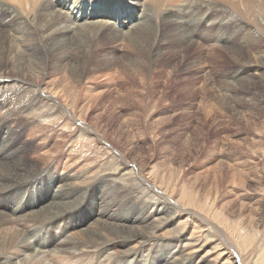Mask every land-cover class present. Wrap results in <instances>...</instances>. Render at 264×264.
Returning <instances> with one entry per match:
<instances>
[{"label": "bare ground", "instance_id": "1", "mask_svg": "<svg viewBox=\"0 0 264 264\" xmlns=\"http://www.w3.org/2000/svg\"><path fill=\"white\" fill-rule=\"evenodd\" d=\"M260 34L264 0H0V264H242L256 234L232 237L229 209L204 211L172 160L174 148L161 147L159 156L144 150L155 144L160 114L127 116L111 91L121 83L89 79L107 78L101 68L121 53L98 54L102 37L138 51L119 73L146 74L148 60L194 44L203 76L218 49L248 58L227 80L228 96L231 82L240 86L264 71V52L253 48L264 44ZM169 39L175 42L166 45ZM67 145L73 157L67 148L63 154ZM221 151L224 165L231 155ZM175 211L195 221L196 232L187 236ZM248 264H264V245Z\"/></svg>", "mask_w": 264, "mask_h": 264}, {"label": "rangeland", "instance_id": "2", "mask_svg": "<svg viewBox=\"0 0 264 264\" xmlns=\"http://www.w3.org/2000/svg\"><path fill=\"white\" fill-rule=\"evenodd\" d=\"M260 35L264 37V34ZM241 36L255 37L257 34H237V37ZM105 39L104 37L100 39V47L97 49L98 54L100 53L101 55V52H105L106 50H117V48L121 49V53L119 52L113 66H106V69L101 68L100 71H103L102 73H106V76L109 75L105 78L106 80L104 79L105 76L100 77V79L90 78V83H98L100 85L105 83L103 85H106L107 82H110L115 85L118 84V86L119 83H121L119 86L121 89L119 88L118 91H111L112 94L119 99L117 106L120 107L119 109L123 110L124 113L128 112L127 116H131L132 114V117L139 119L140 116L150 112L151 108L154 109L156 113L160 114L164 123L159 131H154L152 134V138L155 140L153 144H155L151 146L150 149L144 146V150H152L156 156H159L161 147L171 146L174 148L175 155L172 160L176 167L180 168L182 165L183 172L181 174L183 175V181L188 185L189 190L191 189V191H194L195 197L198 195L200 199L203 200L202 204H206L204 205L205 210H203L206 212V209H208L210 205L219 210L226 208L225 210L227 211L229 209L227 212L230 213L229 219L231 220V224L234 225L233 230H235L234 232H232V230L229 231L232 237H235V232L244 233L247 229L250 235L256 234L250 241V245L246 252L241 257L242 264L250 263L252 258L257 255L258 251L261 250L264 245V71L261 70L260 74L255 75L253 80L245 82L242 85L240 84V86H233L234 83L231 82L232 84H230V87L232 86L234 90H229L226 93L228 96H222L228 87L226 86L227 80H231L230 77L238 70L243 62H247L248 58L246 56L244 59L242 58L241 61L240 56H234L218 49L215 55H213V59L210 58L213 63L210 65V63L207 62V65H210L208 75L203 76L199 72V68L204 64L202 63V65L201 61L198 62L195 58L200 48L194 44H188L182 50L171 47L154 58V60H148V68L151 70H146V74L136 72V70H129L128 73H119L120 69V71H122V63L123 60L125 61V57L130 56L135 58L138 51L127 43L125 44L123 40L114 42V40ZM172 41L175 42L174 39H169L164 43L169 45L173 43ZM163 44L161 45L165 46V44ZM253 48L257 54H259L258 52H264V44L262 43L254 44ZM141 54L145 57L147 53L143 51ZM91 71L92 70H88L89 73ZM114 71H116V74ZM91 74L92 72L90 75ZM123 75L125 76L121 77ZM112 78H114V80ZM122 78L125 79L124 82ZM102 90L106 96L109 93L111 94L110 90L105 87ZM129 90L131 91L130 93L128 92ZM118 93L119 95H117ZM220 94L221 98L225 100L226 106L227 104H231L232 106L234 104L235 106L232 107L229 105L230 107H225V105L222 104V99L219 97ZM131 99H133V102ZM220 99L221 101H219V103L217 100ZM122 101L123 103H121ZM110 106L111 105H108L104 107V109L102 108L106 114L108 112L110 113L112 108H114ZM119 121L121 124V122L124 121V117H122L121 120L110 121L109 127L113 129L118 128L120 125ZM190 138H192L191 141ZM54 140L58 141V138L50 139V141H53L52 143H55ZM193 142L195 143L194 145ZM47 143L48 142H46L45 145H47ZM187 143L189 145H187ZM189 147L191 148L190 150ZM222 147L226 149L229 156L231 155L227 163L224 164L225 168L223 164H220V159L218 158V153L220 154L222 152ZM243 147L245 148L242 149ZM66 148L68 149L69 145L63 147V154L66 153ZM211 149L215 150L214 153L217 156H213V153L210 152ZM67 153L68 156L70 155L72 157L76 154L74 149L72 151L68 149ZM65 157L67 158V156ZM158 160L160 161V158ZM64 161L65 158L62 160L63 164ZM239 162H243L244 164H240ZM219 166H221V171L218 170L220 168ZM222 167L224 171H222ZM220 173L222 174L219 175ZM240 173H243V176L244 174L247 175L242 178V174ZM233 178L239 179L236 181ZM240 179H243V181L239 182ZM191 186L193 188H190ZM156 187L160 189L159 186ZM208 190L211 192H208ZM217 190H219V192ZM206 192L210 194L207 195ZM223 198L227 203L223 201ZM230 198L231 200H229ZM224 203H226L228 207H226ZM201 206L203 207V205ZM229 206L232 207L230 208ZM231 209L232 212L230 211ZM225 210L223 209L222 211ZM243 213H245L247 217L243 215ZM241 215L243 217H241ZM174 216L176 217V223L184 228L183 232H185L187 236H191L195 231V221L179 211H175ZM244 217L247 219L245 220ZM195 236H200V233H195ZM244 236L247 237V235ZM237 243L238 242L233 243V245L236 246Z\"/></svg>", "mask_w": 264, "mask_h": 264}]
</instances>
